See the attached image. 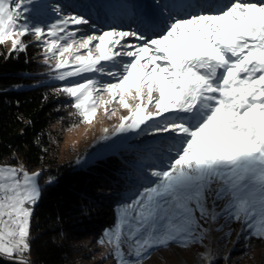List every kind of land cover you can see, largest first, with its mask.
<instances>
[{
  "label": "snow or ice",
  "instance_id": "obj_1",
  "mask_svg": "<svg viewBox=\"0 0 264 264\" xmlns=\"http://www.w3.org/2000/svg\"><path fill=\"white\" fill-rule=\"evenodd\" d=\"M219 2L155 0L129 9L135 27L102 30L78 0H0L5 59L33 37L59 82L55 94L71 100L68 131L83 125L87 135L116 119L96 139L162 137L97 239L115 264L201 243L220 217L240 223L246 240L264 239V0ZM40 175L19 161L0 164V259L12 264H31Z\"/></svg>",
  "mask_w": 264,
  "mask_h": 264
},
{
  "label": "trees",
  "instance_id": "obj_2",
  "mask_svg": "<svg viewBox=\"0 0 264 264\" xmlns=\"http://www.w3.org/2000/svg\"><path fill=\"white\" fill-rule=\"evenodd\" d=\"M26 43L25 52L7 59L8 49L0 47V162L41 170L28 259L31 264H111L99 254L97 239L114 222L116 203L132 189L130 176L137 174L144 149L87 165L63 160L62 144L73 122L68 116L73 109L65 105L71 100L55 94L60 85L45 81L49 68L41 62V49L32 40ZM131 155L134 162L128 161ZM252 247L238 242L229 259L220 253L212 264H253Z\"/></svg>",
  "mask_w": 264,
  "mask_h": 264
},
{
  "label": "rangeland",
  "instance_id": "obj_3",
  "mask_svg": "<svg viewBox=\"0 0 264 264\" xmlns=\"http://www.w3.org/2000/svg\"><path fill=\"white\" fill-rule=\"evenodd\" d=\"M154 2L155 0H78V3L82 6L76 10L84 11L88 15H91L92 22L95 23L98 29L107 30L108 26H120L127 30L129 25H131V21L125 17V15H129V9L133 7L139 8L143 5H150ZM161 2H163V0H161ZM69 10L71 11V9ZM119 22L121 24H119ZM86 30L90 32L89 29L86 28ZM29 40L33 41V37L30 35L24 37L25 43ZM2 46H5L7 49L11 47L10 43ZM41 58V62L43 63L42 51ZM46 74L47 77H45V81L53 82L49 70ZM121 114L126 115L127 112L122 110ZM117 122L116 119L102 120V123H97L94 130L88 132L87 135H85V126L83 125L72 131L67 130L65 133V140L62 144L61 158L63 160H72L75 162L79 156L82 160L80 165H87L98 159H105L112 154H130V151H134V154H137L139 150L144 149L143 152L145 153V156H148L158 150L162 137H154L149 134V132H141L139 135L135 133L118 134L108 140L96 139L102 135V126H111ZM73 141H77L75 148L71 147ZM135 158L134 155L128 156V161L134 162L136 160ZM5 163L10 162H0V164ZM27 170L32 172L37 169ZM136 177L137 174L133 173L130 176L129 183L132 184V188L136 184ZM121 201L116 203L115 212L117 205ZM222 204L223 201H220L217 205V210H219V207ZM114 222L110 224L109 227H111ZM206 226L209 228V231L201 243L192 244L187 248L172 243L167 248L162 247L153 251L150 258L145 259L143 264H209L210 261L212 264V262L218 258L220 253L224 254V256L229 259L232 249L236 248L238 242H246L249 246H253L250 258L251 263L256 264L264 260V239H262L261 242L255 241L253 238L246 240L245 234L241 233L240 223L234 221L230 222L227 218L220 217ZM174 246H178L179 248L175 249L173 248ZM97 248L100 250V255L107 251L106 246L97 244ZM205 251H210L209 257L201 258L197 255L198 253H203ZM26 255L28 258V254ZM108 258L111 259V264H115L112 257L109 256ZM107 264H109V262Z\"/></svg>",
  "mask_w": 264,
  "mask_h": 264
},
{
  "label": "bare ground",
  "instance_id": "obj_4",
  "mask_svg": "<svg viewBox=\"0 0 264 264\" xmlns=\"http://www.w3.org/2000/svg\"><path fill=\"white\" fill-rule=\"evenodd\" d=\"M125 17L126 18H128L130 21H131V25H129V26H131V27H135L136 25L133 23V19H132V17L130 16V15H125ZM119 21H122V20H119ZM119 24H121L120 22H119ZM128 27V26H127ZM173 248H175V249H178L179 247L178 246H174ZM178 251H180V250H178Z\"/></svg>",
  "mask_w": 264,
  "mask_h": 264
},
{
  "label": "water",
  "instance_id": "obj_5",
  "mask_svg": "<svg viewBox=\"0 0 264 264\" xmlns=\"http://www.w3.org/2000/svg\"><path fill=\"white\" fill-rule=\"evenodd\" d=\"M0 264H12V262L7 259H0Z\"/></svg>",
  "mask_w": 264,
  "mask_h": 264
}]
</instances>
